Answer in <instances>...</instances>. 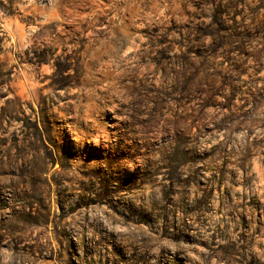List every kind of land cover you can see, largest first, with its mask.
<instances>
[{"label":"rangeland","instance_id":"obj_1","mask_svg":"<svg viewBox=\"0 0 264 264\" xmlns=\"http://www.w3.org/2000/svg\"><path fill=\"white\" fill-rule=\"evenodd\" d=\"M0 264H264V0H0Z\"/></svg>","mask_w":264,"mask_h":264}]
</instances>
